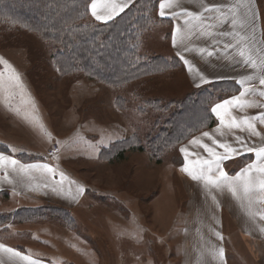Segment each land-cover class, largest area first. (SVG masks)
I'll return each instance as SVG.
<instances>
[{"label":"rangeland","instance_id":"rangeland-1","mask_svg":"<svg viewBox=\"0 0 264 264\" xmlns=\"http://www.w3.org/2000/svg\"><path fill=\"white\" fill-rule=\"evenodd\" d=\"M158 1L133 3L117 29H135L127 44L140 59L158 56L168 64L117 85L81 70H62L68 65L55 59L60 48L0 21V145L23 161L42 153L56 155L86 188L73 211L61 206L65 211H54L57 206L49 203L22 204L0 193V214H32L36 208L41 213L0 224V241L53 261L65 257L79 264H184L181 229L192 216L186 180L191 167L185 163L211 155L205 148L193 152L183 146L208 129L203 127L213 115L212 106L238 93L239 86L234 80L196 83L168 48L169 21L158 18ZM259 5L264 30V0ZM90 19L99 22L89 13ZM219 81H231L238 90L211 102L204 98L195 104L187 98ZM257 100L264 110V99ZM258 151L262 164L254 171L264 169V153ZM235 154L223 163L230 174L253 158L252 150L237 149ZM221 221L226 264H261L249 261L248 252L259 256L257 246L264 239L246 230L245 241H240L226 211Z\"/></svg>","mask_w":264,"mask_h":264},{"label":"crops","instance_id":"crops-1","mask_svg":"<svg viewBox=\"0 0 264 264\" xmlns=\"http://www.w3.org/2000/svg\"><path fill=\"white\" fill-rule=\"evenodd\" d=\"M136 1L98 3L97 15L107 17L113 10L115 14L111 19H96L91 0L89 13L96 21L109 22ZM160 11L159 0L157 16L169 21L168 48L173 50L196 83L234 80L239 86L238 93L212 106L215 125L183 146L193 152L194 148H211L212 151L207 152L211 155L208 158L198 156L195 161L196 157L185 163L191 167L190 177L186 180L191 188L188 209L192 216L181 229L186 240L181 248L182 260L184 264H226L221 232L223 211L233 217L240 241L244 240L246 230L264 239V219L260 220L264 211V190L259 186L264 181V173L254 171V166L262 164L258 150L264 148V110L257 102L258 98L264 99V84H261L264 79V30L259 0H176L166 4L165 15H160ZM224 101L230 103L213 111ZM220 148L224 150L223 154L219 153ZM229 148L232 151H228ZM237 149L252 150L253 158L230 174L224 170L223 163L236 158ZM0 154L1 194L18 199L22 204L49 203L71 211L81 205L86 194L85 184L64 167L56 155L42 153L39 159L23 161L12 153ZM225 154L227 158L219 159ZM221 171L226 173L225 177L220 176ZM193 175L198 178L193 179ZM208 177L216 183H210ZM246 184L252 189L247 193L244 191ZM0 245L5 246L0 248V264L78 263L65 257L53 261L5 241H0ZM257 247L259 256L249 251L248 260H259L263 264L264 240Z\"/></svg>","mask_w":264,"mask_h":264},{"label":"trees","instance_id":"trees-1","mask_svg":"<svg viewBox=\"0 0 264 264\" xmlns=\"http://www.w3.org/2000/svg\"><path fill=\"white\" fill-rule=\"evenodd\" d=\"M90 1L0 0V21L14 28L33 32L43 42L54 45V48H60L56 52L55 59L61 58L68 65V68L62 70L70 72L81 70L86 75L105 83L117 85L137 77H146L158 72L162 65L168 64L158 56L140 59L135 48L129 49L127 44L129 41L127 38L134 34L135 29L132 28L130 32L127 30L129 26L126 25L117 29L120 20L140 0L132 4L122 15L106 23L89 20ZM125 27L127 28L123 30ZM237 90L238 87L233 82L219 81L194 90L187 98L195 100V104L202 102L204 98L211 102L214 99L220 100L223 95L235 93ZM215 123V117L210 113L209 122L203 128H210ZM198 131L199 129L194 133ZM194 133H190L188 137ZM0 151L8 153L2 145ZM37 158L39 159L36 157L28 160ZM59 208L57 206L54 211H65ZM37 209H32V214L26 213L27 210L16 211L9 215L1 213L0 224L14 221L22 214L35 217L39 212Z\"/></svg>","mask_w":264,"mask_h":264},{"label":"snow or ice","instance_id":"snow-or-ice-1","mask_svg":"<svg viewBox=\"0 0 264 264\" xmlns=\"http://www.w3.org/2000/svg\"><path fill=\"white\" fill-rule=\"evenodd\" d=\"M105 2H106V0H92V4H91L92 13H93L94 16H96V19H111L112 15L115 14V10H113L112 14L108 15L107 17H102L100 15H97V5H98V3L99 4H104ZM175 2H176V0H160V8H161L160 15H165L164 8H165L166 4H172V3H175ZM113 3H114V0H113ZM120 10H123V9L121 8ZM261 84H264V79L261 80ZM233 100H238V98H233ZM229 103H230V101H224L223 105H217L216 108L213 109V111H216L217 109H219V108H221L224 105H227ZM204 135H208V133H204ZM205 147H207V146L205 145ZM227 150L228 151H232V149H230V148L227 149ZM182 151H184V149H182ZM208 151L211 152L212 149L208 148ZM260 151L262 153H264V149H260ZM0 155H2V154H0ZM224 158H227V157H221L219 159H224ZM13 163H15V161H13ZM184 171H186V172L189 171L188 167H185ZM260 171H264V169H260ZM220 176L221 177H225L226 173L221 171L220 172ZM197 178H198L197 176L193 175V179H197ZM207 179L209 180L210 183H216V181L213 180L211 177H208ZM217 179H219V178H217ZM259 186H260V188L262 190H264V181H261ZM251 190H252L251 189V185L250 184H246L245 188H244L245 193H247V192H249ZM233 194H235V190L234 189H233ZM4 247H5L4 245H0V248H4ZM8 251H12V249H8ZM220 252L222 254L223 250L221 249ZM16 254L19 255V253H16ZM24 259H29V258L28 257H24Z\"/></svg>","mask_w":264,"mask_h":264}]
</instances>
